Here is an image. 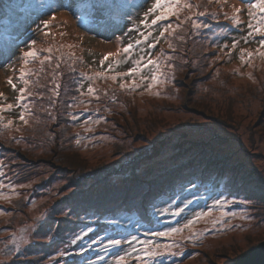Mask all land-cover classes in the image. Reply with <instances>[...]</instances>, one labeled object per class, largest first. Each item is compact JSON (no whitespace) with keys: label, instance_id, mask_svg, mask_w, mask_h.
I'll return each instance as SVG.
<instances>
[{"label":"rangeland","instance_id":"374dc122","mask_svg":"<svg viewBox=\"0 0 264 264\" xmlns=\"http://www.w3.org/2000/svg\"><path fill=\"white\" fill-rule=\"evenodd\" d=\"M248 1L250 2L189 0L199 7L182 12L179 20L172 17L169 21L162 22L171 23L174 28L180 23L175 34L165 33V38H161L155 48H148L147 43L138 46L131 59L116 66L117 60L126 59V54L121 49L140 38L139 31H144L140 23L142 13L150 5L142 8L139 14L122 10L121 19L118 18L122 22L117 27L120 31L112 34L113 29L98 28L89 31L83 28L77 15L88 8L86 3L77 5L76 11L70 12L58 5L59 0H54V7L37 18V28L32 25L29 27L34 30L33 37L27 40L29 42L23 43L18 50L11 51V57L0 55V93L3 94L0 96V106L13 105L11 110L0 114L5 122L12 121L15 127L20 121V113L24 111L22 107H17L18 89L23 87L19 80L20 68L23 67V53L28 50L32 40L36 41L39 49L53 48V60L46 62L41 71L45 74L43 80L46 79L49 83L52 76L56 80L64 72L69 74L77 71L83 81L100 72L111 77L127 72L133 66V60L149 55L162 61L163 79L169 81L168 85H161L163 82H160L150 88L151 72L148 69L132 77L118 76L115 81L93 79L96 84H106L104 89L96 85L104 93L95 94L92 101L86 99L82 102L81 99L73 105L78 111H88L91 105H95L97 110L93 116L79 121L74 129L77 132L76 140L63 144L57 132L61 129L58 128L60 124L55 125L54 121L44 125L38 122L36 125L39 128L33 126V131H43L40 137L42 141L36 139L40 135L31 137V142L37 148L25 156H16L22 162L26 158L30 164L36 162L37 165L33 164V168H38H34L35 172L30 177L22 178V182L18 167L11 175L12 166L16 163L11 158L14 156V147L5 144L0 147V161L3 162L0 171L4 176L0 183L5 182L7 186L0 189V192L5 191L3 193L10 197L0 199V264H63L61 253L64 252V256L70 255L68 251L71 248L63 243L65 240L62 237L70 229L76 230L79 227L75 225L77 218L72 213H79L81 207L75 205V199L80 196L78 194L84 193L81 192V187L71 183L78 184L81 179L88 180V174L97 175L107 171L109 174L104 177L107 180L105 185L103 183L95 187V182L88 181L85 188L86 192L92 193L99 190V194H106L110 199L112 196L109 186H130L135 173L157 174L155 171L159 166L164 167L176 158L175 145L184 147L192 143L205 150L214 149L222 157L229 156L228 159L232 161L226 167L227 175L219 179V186L215 191L210 189L211 181L201 182L207 187L204 190L195 187L181 191V187H173L172 194L176 196V201L182 196L188 199L187 202L192 201L187 208L176 207L175 211L179 208H186V211L193 208L194 211H190L193 214L184 219H179L178 227H182L200 212L210 210L212 215L173 237H157L152 240L175 246L164 255L152 260L145 257V260H148V264H234L252 248L264 242V200H256L249 187V176L252 175L256 180L254 186L259 184L264 188V57L257 53L259 45L254 39L256 35L248 37L250 29L247 25L251 17L247 10L249 3H254L255 0ZM235 8L242 9L239 26L231 19ZM198 12L211 14L216 20L210 25V34L206 39L207 44L211 41L217 48L216 55L209 56L210 62H215L213 65L208 63L201 69V60L186 40L187 34L194 27L193 22L201 25L194 27L197 29L196 34L204 28L201 20L205 15L197 16ZM185 17L189 19L185 20ZM45 21H51L48 29L44 28ZM159 30L160 27L153 31V37L159 35ZM223 39L227 40L222 41ZM241 50H245L244 60L240 58ZM248 52L254 54L251 59L247 56ZM109 53L119 55L110 56L102 67L100 61ZM172 54L175 56L170 57ZM44 55L48 53L42 52L41 58ZM70 59L78 61L77 66ZM169 59L174 60L172 65H168ZM56 63H59V68L55 67ZM110 63L114 67L113 71H107ZM27 67L35 73L41 68L39 62L30 63ZM141 76L148 79H141ZM10 78L16 84L17 91L8 83ZM82 79L75 83L79 80L82 82ZM133 79L139 87L133 85ZM111 82L124 83L129 87L125 89V94L122 92L123 88L116 87L109 95L114 90V84L110 86ZM175 82H179V85ZM49 86L50 89L53 87ZM25 115L29 120L26 111ZM34 120L28 121V125H33ZM7 129L11 130L12 127ZM14 135L8 134L5 138H16ZM49 139L51 143L48 142ZM53 144L66 147L57 154L72 159L73 163L81 165L80 168L85 167L89 173L82 169L71 171L59 164L58 160L44 154V148L52 147ZM71 145L73 148H70ZM47 153L51 154L49 151ZM235 166L247 171L240 173L234 170ZM28 169L34 171L30 167ZM204 172L205 169L200 173ZM213 177L215 175H211ZM180 178H187V174ZM142 179L146 178L139 177L140 181ZM94 188L97 191L94 192ZM208 189L212 192L208 193ZM217 200L224 202L222 207L216 203ZM112 201L115 200L112 198ZM133 204L137 206L136 203ZM132 209L136 210L135 207ZM66 216L67 219H61L58 224L57 219ZM103 231L97 226L90 234L101 235ZM136 255L144 254L133 253L129 257L130 264H141V261L135 259Z\"/></svg>","mask_w":264,"mask_h":264},{"label":"trees","instance_id":"16d2710c","mask_svg":"<svg viewBox=\"0 0 264 264\" xmlns=\"http://www.w3.org/2000/svg\"><path fill=\"white\" fill-rule=\"evenodd\" d=\"M59 1L60 4L58 5L65 7L70 12L74 10L76 11L77 5L86 3L88 8H85L84 12L77 15L78 22L83 26V28L89 31H94L98 28L106 30L113 29L112 34L120 31L117 27L118 24L122 22L118 19L121 17L120 13L122 10H128L129 13L139 14L142 8H146L151 4V2H153V0H148V3H143V0ZM242 1L250 2L248 0ZM53 7L54 0H0V55L11 57V51L16 49L18 50L21 48L23 43L29 42L27 40L29 38L31 39V36L34 34V30L29 29V27L31 25L36 27L37 25L35 24L38 21L37 18L45 14L48 10H51ZM210 15L211 14H207L204 18H202L201 24H204V28L200 30V33L196 34L197 29L192 27L190 32L187 34L188 37L186 38L187 42L189 41V46L195 50L197 53L196 56L202 62L200 65L201 67L199 66L200 69L204 65L211 63L209 56L214 54L216 55L217 51V48L211 44V41L209 44L206 42V39L210 34V25L215 20L213 19L214 17ZM112 24H114V27ZM254 37L257 43L262 38L259 36ZM224 40L227 39H223L222 41ZM181 42L184 43L182 40ZM187 42L185 41L184 44H187ZM174 47L177 50L176 44ZM174 56L175 55L172 54L170 57ZM217 59L218 57H216V60ZM70 60L77 66L78 61L75 59ZM214 62L215 60H213L211 65H213ZM167 63L168 65H172L174 60L169 59ZM36 73L37 74L35 76L28 77L30 78L29 91L31 92V95H28L24 101V104L27 105V109L25 110L22 107V109L26 111L29 116L28 121L35 119L33 125H28L30 122L25 124L20 120L16 127L12 124L10 127H5L4 125H6L7 122L4 121L3 116L0 114V117H2V121H0V147H3L4 144L8 147H14V149H12L14 151V156H11V158L14 159L16 163L12 166V174H10L13 176L14 171L18 167L17 171L19 172V179L21 182L22 178H26L28 176L30 177V174L34 173L35 169L38 168H36V166L34 167L35 169L33 168V164L37 165L36 162L33 161L30 164V161H27L28 158L22 162V159L18 160L19 157L17 158L16 156H25L32 149L37 148L36 145L31 142L33 139L31 137L36 138L40 135L36 139L42 141V138L40 137L43 134V131H33L34 128H39L37 127V123L39 122L40 125H44L50 124L54 121V123H56L55 125L60 124L58 128L61 129L60 131H57L59 132V137L61 138L63 144H70L77 138V132H75L76 130L74 129L78 126L79 121L86 120L88 117L93 116L97 111L95 105L93 107L91 105L88 111H78V109H74L73 105L81 99L82 102L86 101V99L92 101V97H94L95 94L103 95L104 92L99 88L97 89L98 86L96 85L101 86L100 88L102 89H104V86L106 85H100L99 83L96 84L93 80L83 81L82 76L78 74L77 71L76 73L69 74H65L64 72L61 74V77H58L56 80L52 79V76L50 83L46 79L43 80V76L45 74H42L41 71ZM78 79H82V82L79 80L75 83ZM56 83H59L60 85L57 90L59 92L58 96L54 95L53 92ZM49 84L53 85L51 89ZM113 84L114 88L112 89L114 90H112L109 95L117 89L116 87H120L122 83L116 84L111 82L110 86H113ZM168 84L169 81L167 79H163V83H161V85ZM175 84L179 85V82H175ZM89 86L96 89L95 94H88L87 90ZM165 87L168 88L167 86ZM125 89L126 88L122 89L124 94L127 91ZM114 94H117V92ZM33 126L35 127L33 128ZM11 127L12 131L7 129ZM13 133L16 138H5L8 134L13 135ZM29 133L30 135H28ZM51 139L48 140L49 143L53 141V139L52 141ZM55 141H58V139H55ZM6 143H9V145H6ZM40 143L44 144L43 142ZM200 143L202 144L203 142ZM175 147L176 152L174 153L175 155H173L176 158L171 160L173 161L172 163H168L165 166L162 163L161 165L164 167L159 166V168H161H158L157 171H155L157 174L154 175L153 173L146 172L144 175L143 173L137 175L135 173L134 177L131 179L130 186H109L112 196L110 199L106 194L103 196L102 194H99V190L97 191L95 188L93 191H97L98 193L86 192L87 189L85 188L88 181H92L93 183L95 182V187L103 183L105 185L107 183L105 181L107 180H105L104 177L109 174L107 171L100 172L97 175L88 174V180L81 179L82 181L78 184H75V182L71 183L73 186L75 185L77 187H81V192L84 191V193L78 194L80 196L75 199L77 201L75 205L81 207L79 213H72V216L77 218V220H75V225L77 224L79 227H77L76 230L70 229V232L62 237V239L65 240L63 243H66L71 248L70 251H68L71 254H67L66 256L61 255V263L88 264V261H92L93 264H112L114 259L112 255L113 251H118L119 249L130 251L131 249L130 245L125 242L119 246V249H112L107 252L103 251V245H106L109 239H121L128 241L132 240V237H137L138 241L154 240L157 239V237L153 235L154 232L166 231L169 228L178 227L179 219H184L188 215L193 214V208H191L192 210H185L189 206L186 201L188 199H186L185 196H182L180 200L176 201V196L172 194L173 187L179 186L181 187V191L186 188L195 189V187L204 190L207 187L201 182L205 181L206 183L211 181L212 183L210 186L212 188L210 189L215 191V188H218L219 186V179H221L223 175H227L226 167L231 163L232 159H228L229 156L222 157L221 154L213 148V150H205L202 147L197 146L196 143H192L184 147L175 145ZM65 148L66 147L60 144H53L52 147H45L43 151L44 154L58 160L59 164L65 165L71 171H73V169H82L83 172L89 173L85 167L80 168L81 165L73 163L72 159H68L60 154H57L60 153L59 150L62 151ZM70 148H73L72 145ZM48 151L51 152V154L47 153ZM33 152L34 151L31 153L33 154ZM55 155L57 156L55 157ZM28 167L34 171H29ZM204 169L206 172L200 173L201 170ZM235 169L240 173L246 170L238 166H235L234 170ZM107 170L110 171V169ZM186 174L187 178L181 180L180 177H184ZM211 175H215V177L211 178ZM142 176L146 179H142L140 181L139 177ZM3 178L4 176L0 175V179ZM249 181H251V185L249 184V187L252 189L254 198H256V200H264V188L259 184L254 186L253 183H256V180L252 175L249 176ZM3 184L5 185L6 183L3 182ZM4 188H7V186ZM210 189H208V193L212 192ZM72 194H74V192ZM112 198L115 201H112ZM190 199L192 198L190 197ZM133 203H136L137 206H134L135 204ZM186 203L187 206L184 208L185 211H183L181 215H173L176 207H184ZM134 207L136 210L132 209ZM61 219H67V216L57 219L58 224ZM97 226L104 230L101 235L99 233L98 235L92 236L90 232L83 240L77 241L76 244L71 245V240L76 234H81L83 230H87L89 227L93 229ZM92 239H95L97 243H94L90 249L83 251V254L81 255V251L84 246ZM133 244L136 248H140V246H142V244L137 241H133ZM101 257H103V259H101Z\"/></svg>","mask_w":264,"mask_h":264},{"label":"snow or ice","instance_id":"6c2138e0","mask_svg":"<svg viewBox=\"0 0 264 264\" xmlns=\"http://www.w3.org/2000/svg\"><path fill=\"white\" fill-rule=\"evenodd\" d=\"M143 3H148V0H143ZM143 6V5H138ZM194 7H199L197 5H193L189 2V0H153L151 2L150 7L147 8V10L143 13V18L141 20V26L143 27L144 31H139L138 35L140 38L136 39L134 42L128 43L125 47L121 49V51L126 54V59L121 61L117 60L115 62L116 66H119L121 63H126L128 59H131L132 54L135 52L136 48L142 44L147 43L148 48H155L156 45L160 42L161 38H165V33L171 32L172 34H175L176 29L180 27V23L176 24V27L174 28L171 23L163 24L162 22L169 21L172 17H176L177 20H179L180 15L184 11H191ZM242 9L241 8H235L234 14L231 17L232 21L239 26L241 23L240 20V13ZM248 15L251 17V20L249 21L247 27L250 29L248 32V37H252L253 35L262 37L259 41V48L257 49V53L259 56L264 57V51H260V49H264V0H255L254 3H250L248 7ZM197 16H203L206 15L205 12H198L196 13ZM152 17L150 20L149 18ZM52 19H55L53 17ZM189 19V17H185V20ZM51 24V21H45L44 22V28L48 29ZM194 27H200L201 25L198 23L193 22ZM158 27H160L159 35L156 37H153V31H155ZM50 34V33H46ZM247 42V41H246ZM238 43V42H237ZM171 47V45H170ZM244 51L241 50V60H244ZM45 52L48 53V55H44L41 58V53ZM53 48H43L39 49L36 47V41L32 40L31 44L28 46V50L23 53V67L20 68V76L19 80L22 82L23 87L19 88V96L17 98L18 103L17 107H23L25 110L27 109V105L24 104L25 99L28 95H31V92L29 91V79L28 77L36 74L32 69L28 68L27 66L30 63L39 62L41 68L40 71H43V66L46 62H51L53 60ZM119 55V53H109L104 56V58L100 61L101 66L103 67L105 61L109 60L110 56ZM252 52H248L247 56L249 59L253 57ZM62 59V57H61ZM133 66L128 69L127 72L123 73H117L116 75H113L111 77H108L105 75L104 72L96 73L95 77L89 76L87 79L93 80V79H112L115 81L118 76L121 77H132L134 75H140L144 72L145 69H148L151 72V84L149 87L155 86L157 83L163 82L164 73L162 71V61L159 59H153L151 56H140L138 59H135L132 61ZM56 68H59V63L55 64ZM15 71V69H13ZM114 67L110 63L108 65L107 71H113ZM141 79H148V77L141 76ZM8 83L12 86L14 91H17L16 84L13 83L12 79L10 78L8 80ZM133 85L135 87H139V85L136 84L135 79H133ZM60 85L59 83H56L53 89L54 95H59V92L57 91L59 89ZM121 88H127L129 85L122 83L120 85ZM88 94H95L96 89L92 86L88 87ZM3 94L0 93V96ZM13 108L12 104H7L5 106H0V112H3L5 110H11ZM19 119L27 124L28 120L26 119L25 111H22L20 113ZM0 121H2V117H0ZM12 124V121H9L5 127H10ZM79 142V141H78ZM3 167V162L0 161V168ZM0 175H3V172L0 171ZM6 187L3 183H0V189H3ZM0 199H10L9 196H7L5 193L0 192ZM192 201L189 200L187 203H191ZM217 204L223 206V201L217 200ZM187 205H185L186 207ZM184 211V208H179L177 211L173 213L175 216L181 215V213ZM211 211L206 212H200L198 213L193 219H189L182 227H172L169 228L166 231H158L154 232L153 235L156 237H173L175 234H179L183 232L184 229H191L194 224L198 223L200 220H202L205 217L211 216ZM222 215H228V213H222ZM232 215H235L233 213ZM92 228H88L87 230H83L81 234H76L73 239L71 240L72 244H76L77 241L83 240L85 236H87L90 232H92ZM133 241H137L138 243L142 244L143 247L136 248L133 244ZM128 243L130 245V251L119 249V246H121L123 243ZM94 243H97L95 239L90 240L82 249L81 255L83 254V251H86L92 247ZM175 245H168V244H160L152 240H146V241H138L137 237H132V240L124 241L121 239H109L108 243L106 245H103V251H109L112 249H119L118 251H113L112 255L114 257L113 264H130L129 257L133 255V253H143L144 255H136L135 259L141 261V264H148V260H152L156 257H159L161 255H164L165 253L169 252L172 247ZM121 252L123 254H121ZM61 255H64V253H61ZM145 257L148 258V260H145ZM103 259V257H101ZM88 264H93L92 261H88Z\"/></svg>","mask_w":264,"mask_h":264},{"label":"water","instance_id":"95a60500","mask_svg":"<svg viewBox=\"0 0 264 264\" xmlns=\"http://www.w3.org/2000/svg\"><path fill=\"white\" fill-rule=\"evenodd\" d=\"M234 264H264V242L252 248Z\"/></svg>","mask_w":264,"mask_h":264}]
</instances>
